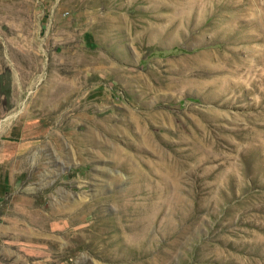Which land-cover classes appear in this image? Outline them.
Listing matches in <instances>:
<instances>
[{
  "label": "rangeland",
  "instance_id": "1",
  "mask_svg": "<svg viewBox=\"0 0 264 264\" xmlns=\"http://www.w3.org/2000/svg\"><path fill=\"white\" fill-rule=\"evenodd\" d=\"M0 233V264H264V0H0Z\"/></svg>",
  "mask_w": 264,
  "mask_h": 264
},
{
  "label": "bare ground",
  "instance_id": "2",
  "mask_svg": "<svg viewBox=\"0 0 264 264\" xmlns=\"http://www.w3.org/2000/svg\"><path fill=\"white\" fill-rule=\"evenodd\" d=\"M236 16V15H235ZM217 55V54H216ZM215 56V55H214ZM203 57V56H202ZM198 58V57H197ZM206 58H208L207 56H206ZM195 59V58H194ZM209 59V58H208ZM200 60V59H199ZM202 60V59H201ZM200 60V61H201ZM191 63V62H190ZM212 72H210V71H208V70H206V71H203V72H199L198 74H197V77H211L212 75ZM183 82H185V81H183ZM209 83V82H208ZM211 85V84H210ZM209 85V86H210ZM212 85H214V87H213V89H211V91H210V93L207 95V96H205V99L206 100H209V98L208 97H213V96H215V95H220V98H223V96L224 95H229L230 93H232V94H234L235 92H233V91H230V90H226V91H224V92H216L215 91V80L212 82ZM206 100H204V101H206ZM210 101V100H209ZM212 102V101H211ZM216 102H218V101H216ZM222 102V101H221ZM165 117V116H164ZM169 117V116H168ZM166 118V117H165ZM167 122V121H166ZM171 122V121H170ZM76 134V133H75ZM118 158V157H117ZM121 162V161H120ZM117 165V164H116ZM85 201V200H84ZM22 210H24L23 208H21V209H18V210H16V214H19V215H22V218L23 219H25L26 221H28L29 222V225L30 224H32V225H38V226H42V227H45L46 226V224H47V222H46V217L43 215V214H36L35 212H28V211H26V210H24V211H22ZM19 212V213H18ZM143 216V215H142ZM73 219V218H72ZM142 219V218H141ZM140 219V220H141ZM144 219V218H143ZM149 219V218H148ZM138 220V219H137ZM73 221V220H72ZM144 222H145V220H143ZM148 221V220H147ZM6 223H8L7 225H9V226H7V227H3L4 228V230H3V232H2V234L4 235V233H5V235H8V237H11V239H16V238H30L31 239V236H32V232H31V230H29V231H26L25 229H24V226H25V224H23V223H21V222H19V221H16V220H13L12 218H8L6 221H5ZM70 222H71V219H70ZM75 222V221H74ZM142 222V221H141ZM140 222V223H141ZM143 222V223H144ZM27 223V222H26ZM66 223L67 222H65V226H66ZM135 223V222H134ZM133 223V224H134ZM10 224H12V226H10ZM73 224H75V223H73ZM137 224V223H136ZM132 225V224H131ZM37 226V227H38ZM122 226V225H121ZM31 227V226H30ZM30 227H29V229H30ZM64 227V226H63ZM102 227V226H101ZM122 227H124V226H122ZM119 228V227H118ZM32 229V228H31ZM145 225L144 224H137L136 226H128V227H125V229L123 230V232L121 233V237L123 238V240H126V241H129V242H131V243H133V242H138L139 240H141L140 238H142V237H144V232H145ZM147 230V229H146ZM80 231V230H79ZM120 231H122V230H120ZM60 234H61V236H62V238L63 239H68V238H70L69 237V231L67 230V228H65V229H62V230H59L58 231ZM120 234V233H119ZM0 235H1V233H0ZM30 236V237H28V236ZM94 235V234H93ZM93 235H91V237H90V239L92 240V239H94V238H96V235L95 236H93ZM143 235V236H142ZM2 236V235H1ZM48 236V235H47ZM74 236V235H73ZM142 236V237H141ZM85 237H87V235H85L84 234V231L82 232V231H80V233H77L72 239L73 240H75L77 243H76V247L77 248H82L83 246L85 247V244H86V242H85ZM104 238V237H103ZM145 238V237H144ZM35 240V239H34ZM64 240V241H65ZM112 240H114V239H112ZM94 241V240H93ZM146 242V241H145ZM47 247H48V249H46V250H48V252H50V253H52V251L54 250V248H55V241H54V239L52 240V239H50V240H47ZM90 243V242H89ZM67 244V243H66ZM94 244V243H93ZM66 246V245H65ZM64 246V247H65ZM69 246V245H68ZM91 247V246H90ZM87 248V247H86ZM96 249V248H95ZM92 251V250H91ZM63 252V251H62ZM45 254V253H44ZM93 254V253H92ZM56 255V258H55V260L54 261H52V264H56V263H58V261L60 260V258H62V255L59 253V254H55ZM27 257V256H26ZM29 257V256H28ZM107 259V258H106Z\"/></svg>",
  "mask_w": 264,
  "mask_h": 264
}]
</instances>
